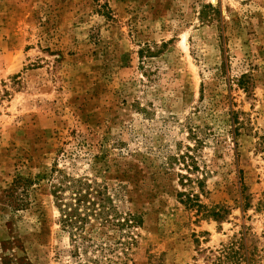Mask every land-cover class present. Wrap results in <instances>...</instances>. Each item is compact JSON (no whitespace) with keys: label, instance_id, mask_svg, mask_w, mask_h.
I'll list each match as a JSON object with an SVG mask.
<instances>
[{"label":"rangeland","instance_id":"obj_1","mask_svg":"<svg viewBox=\"0 0 264 264\" xmlns=\"http://www.w3.org/2000/svg\"><path fill=\"white\" fill-rule=\"evenodd\" d=\"M55 165L115 221L72 237ZM240 231L264 247V0H0V264H208Z\"/></svg>","mask_w":264,"mask_h":264},{"label":"trees","instance_id":"obj_2","mask_svg":"<svg viewBox=\"0 0 264 264\" xmlns=\"http://www.w3.org/2000/svg\"><path fill=\"white\" fill-rule=\"evenodd\" d=\"M242 81L240 78L238 85L246 88ZM233 115L235 119V113L232 111ZM52 173H57V176L53 177L56 179H53L51 192L60 211L61 223L65 229L69 230L72 237L80 236L88 226L93 228L115 221L118 213L113 206L106 185L89 176L64 174V170L56 165L52 168ZM32 184L33 181L30 178L18 177L8 191V196L17 209L26 206L25 197L28 196V190ZM181 194L186 196L189 205L201 206L198 194L194 195L189 192ZM136 221L135 215L130 214L129 217L123 219L124 224L122 225ZM84 240L90 241L85 237ZM211 253L213 255L207 258L208 264H264V247L259 249L256 246H249L245 231H240L239 235H234L227 243L222 244L221 248Z\"/></svg>","mask_w":264,"mask_h":264}]
</instances>
